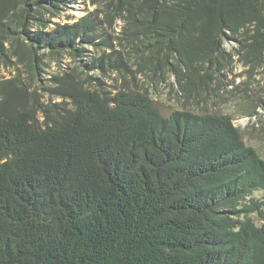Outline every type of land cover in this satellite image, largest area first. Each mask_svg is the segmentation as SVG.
<instances>
[{"label":"trees","instance_id":"obj_1","mask_svg":"<svg viewBox=\"0 0 264 264\" xmlns=\"http://www.w3.org/2000/svg\"><path fill=\"white\" fill-rule=\"evenodd\" d=\"M105 1L131 51L90 70L134 59L190 97L211 92L226 40L264 56V0ZM66 2L0 0V71L17 57L39 76V51L93 42L91 17L32 31ZM15 82H0V264H264V159L234 118L167 117L145 92L73 84L60 93L74 110L40 125Z\"/></svg>","mask_w":264,"mask_h":264},{"label":"rangeland","instance_id":"obj_2","mask_svg":"<svg viewBox=\"0 0 264 264\" xmlns=\"http://www.w3.org/2000/svg\"><path fill=\"white\" fill-rule=\"evenodd\" d=\"M106 4L105 0H68L55 16L45 17L46 29H32L52 32L89 17L98 24L91 44L78 41L74 48L57 50L55 54L50 48L39 51L37 58L42 68L39 76L17 57L11 58L8 66L1 67L0 82L16 81L17 87L24 92L25 99L20 102L19 110H30L35 121L43 125L47 115L55 117L58 112L64 113L62 107L74 110L71 97L60 93L62 88L66 90L73 84L92 91L100 87L112 95L120 90L145 92L167 117L176 110L186 109L197 114L234 118L235 126L244 131L246 144L264 159V56L255 62L253 57L246 56L241 40H226L225 56L212 70L211 92L200 91L199 94L194 90L190 97L181 90L168 69L163 73H154L150 67L140 71L134 59L121 71L115 68L90 70L88 66L105 55H114V58L123 55L126 62L125 55L131 51V46L119 45L118 39L123 36L127 23L121 17L112 20ZM104 39L108 41L104 43ZM72 50L82 52L73 56ZM253 197L264 200V192H257Z\"/></svg>","mask_w":264,"mask_h":264}]
</instances>
